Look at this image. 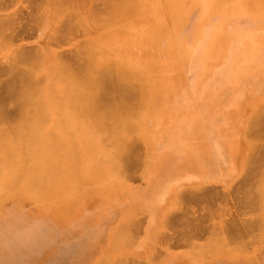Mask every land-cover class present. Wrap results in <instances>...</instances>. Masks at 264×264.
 I'll use <instances>...</instances> for the list:
<instances>
[{
    "label": "rangeland",
    "instance_id": "374dc122",
    "mask_svg": "<svg viewBox=\"0 0 264 264\" xmlns=\"http://www.w3.org/2000/svg\"><path fill=\"white\" fill-rule=\"evenodd\" d=\"M40 1L43 3L44 0H0V21L14 22L8 24L9 26L6 24V28L2 27L4 29L0 30V104H3L1 106L8 118L5 122L1 120L0 126L14 124L20 119V107L16 103L18 100L12 94L15 90L8 92V88H17V83H14L18 79L12 80V77H19L21 69L15 70L14 66L9 68L10 64L21 65L27 69L32 64L30 59L38 52L60 58L68 64H72L71 59L77 53L76 48L82 52L92 49V52L97 53V62L107 58L119 60L126 63L131 70L140 71L146 76L151 99L142 122V136L138 135L133 140L132 154L125 160L127 166L124 167V177L118 171L108 170L106 165H102L99 168L101 177H92L87 170L80 172L82 186L75 196L72 195L74 192L68 193L66 190L56 192L49 185L42 200L35 197L29 189L27 172L16 183L10 179L12 174L0 180V222L6 226L18 219L25 222L24 227L8 234L0 229V264H264V137L261 139L264 126L255 129L256 132L249 139L244 136L256 114L261 115L264 122V92L258 88L264 85V63L252 58L253 51L264 57V0H224L225 8L220 10L209 8L207 5L210 0H170L177 1L178 4L176 8L174 4V12L167 13L164 0H135L138 5L143 6L142 10L127 18H119L118 15L113 17L110 14L112 20L108 15L109 8L104 6L109 5V2L115 3L116 0H80L79 3L78 0H73L75 3L67 0L70 3L68 5L65 0H56V3L54 0H46L43 5ZM59 2L65 5L61 3L60 6ZM31 4L36 5L31 8ZM37 5L40 7H36ZM63 8L74 15L71 28L62 29L59 25V13ZM97 11L102 19L96 16ZM97 20L110 22L107 26L102 22L101 26ZM57 30L59 31L56 33ZM105 39V43L114 47L106 53L100 54L97 46L95 49V46L90 45ZM49 40L55 41L52 44ZM20 52L27 56L30 54L26 61L29 64L24 65L19 61L20 64L16 62L17 59L14 60L15 55ZM77 54L76 58H82V54ZM75 57L73 60H77ZM175 59L179 66L176 71L169 68L168 73L175 74L174 77L178 78L181 87L187 81L195 88L203 71L206 72L213 62L219 60L223 61L210 71L205 80L203 94L208 92L225 100L237 95L238 90L232 87L230 71L244 84L248 101L242 109L240 119L246 120L238 134L235 127L230 126L228 129L230 131L232 128L231 131L241 146L239 161L242 164L234 171L225 152L214 141L210 145L212 154L198 162L197 168L188 167L184 159L179 160V164L177 160L175 163L174 160H167V175L164 176L159 171L164 156L173 152L177 134L167 131L165 135L160 134L158 141V135L154 131L153 121L162 102L158 78L161 76L160 67L168 65L169 62L177 63ZM75 62L80 65L78 60L74 61L73 69L79 66H74ZM37 70L33 72L36 78L41 74ZM7 81L14 82L16 87L11 83L7 84ZM49 84V80L44 82V86ZM57 85L62 87L60 83ZM4 88L10 96L5 95L7 93ZM201 99V95L192 90L190 106L202 111L201 117L204 120L212 119L216 112L202 110L199 103ZM222 106L227 104L222 103ZM46 114L47 119L42 122L44 129L58 133L60 130L56 124L62 118H67L62 117L55 106L52 109L47 108ZM189 121L191 120L186 121L187 129L197 133ZM256 134L260 137H256ZM15 147L19 148L17 144ZM97 147L95 151L103 152H108L111 148L106 142ZM80 160L86 162L85 157H80ZM31 164L32 160H27L26 168ZM165 177L170 181L168 190L173 191V186L177 185H181V188L162 205L164 208L161 207L162 213L159 216L156 215L155 206L159 205V198L161 201L165 198V195L158 194ZM110 193L114 196L104 200ZM52 204H62L68 213L79 209V214L87 213L96 220L103 218L110 232L108 231L101 249L93 254L82 252L88 239L80 229L64 235L43 232L33 236L32 227L36 220L41 223L40 226H48L53 230L54 225L50 222L47 225L44 218L47 208H53ZM124 216L131 220H124ZM79 217L80 215L73 214L69 220L78 221ZM121 226L129 228L133 236L129 242L123 239V242L130 243V247L110 254L107 248L118 238L114 231ZM233 229L237 231H232ZM118 239L122 241L121 238ZM47 241L51 244L46 245ZM126 242L122 246L125 247ZM179 258L185 259L187 263Z\"/></svg>",
    "mask_w": 264,
    "mask_h": 264
},
{
    "label": "bare ground",
    "instance_id": "6f19581e",
    "mask_svg": "<svg viewBox=\"0 0 264 264\" xmlns=\"http://www.w3.org/2000/svg\"><path fill=\"white\" fill-rule=\"evenodd\" d=\"M45 1L46 0H44L43 3ZM55 1L56 0H54V2ZM66 1L67 0H65L64 2L67 3ZM79 1L80 0H78V3ZM73 2L75 3V1ZM164 2L165 13L174 12V4L176 8L178 2H171L170 0H164ZM43 3L41 5H43ZM61 3L64 4L63 2ZM61 3L59 2V5ZM110 3L111 2H109V5ZM32 5L34 6L36 4H31V8ZM104 5H107V3ZM109 5L104 7H106V9L109 8L110 12L108 15L110 16L111 20L112 15L113 17L114 15H118L119 18H127L135 12H138L140 9L142 10L143 8V6L138 5L135 0H116L115 3H111V5ZM38 6L40 7V5H37L36 7ZM81 6L79 5V7ZM207 6L215 10H220L225 8V3L224 0H210ZM98 12L99 11H97V15H95L99 17L100 15H98ZM106 12L104 13L105 15ZM101 14L103 13L101 12ZM59 15L61 16L59 25L62 29L73 27L71 19L74 15L72 12H70L68 9L63 8L60 11ZM10 21L11 20L5 22H3V20L0 21V30L2 31L4 29L2 27H5L6 24L7 26H9L10 24L14 23H12V21L10 23ZM97 22L98 24L101 23L100 25L102 26V22L104 21L97 20ZM104 23L103 24L107 26L108 23L106 21ZM66 29L65 31H67ZM58 31L59 30H57L56 33ZM74 32L75 31H72V33ZM74 34H76V32ZM55 35L57 36V34ZM56 36L53 37L55 40ZM55 40H49V43H52V41ZM105 41L106 39L102 40L101 42H93L90 45L91 47L95 46V49L97 46V49H100V51L98 52H100V54H103L114 48L105 43ZM88 44L86 43V45ZM76 50L77 53L82 54V58L79 56L77 57H79L80 59L76 58V52L74 53L75 56L73 54L71 55H73L78 60V62H80L79 60H81V62L83 63V65H81L80 62V66L77 62H75L76 65L74 64V66L79 65V68H75L76 70L73 69V62L77 60H73V56V59H71L73 62L69 58L72 64H68L67 61V63L63 60L61 61L60 58L58 59L56 57H53L52 55H41L39 54V52L36 55H33L34 57L31 54L32 59H30L29 62H31L32 64L30 63L31 65H28L29 68L26 66L27 69H24L23 67H21V65L15 66L11 63V67L9 68H13L12 66H14L16 68H14L15 70L21 69L19 72V77L17 78L16 76H13V74H11L14 71L12 69H9L10 71L12 70V72H9L10 75L13 76H11L12 80L13 78H15V80L18 79V82H13L14 84L17 83L18 86L14 89V87H12L14 84L10 82L13 89L8 88V90H10L8 91L6 90V88L8 87H6V85L10 83L7 81L8 83L5 85L6 88H4L5 93H7L6 91L12 92L13 90H15V93L12 94H15L18 100L16 103H18L20 107V119L14 124L0 126V180L6 178L8 174H12L13 177L10 175V179H12L13 182L16 183L27 172L26 174L28 175L27 177L29 179L28 187L34 193L35 197L41 200L45 197V190L49 185L54 188L56 192L66 190L68 191V193L74 192L72 195L75 196L78 191H80V187L82 186L81 178L79 175L80 172L87 170L91 173L90 175L92 177L96 175H99V177H101V175L99 174V168L102 165H106L108 167V170L118 171L120 175L124 177L126 174L124 167L126 168L127 166V164H125V160L127 156L132 154L131 152L133 147V140H135L136 136L141 135L143 118L146 114L147 105L150 103L151 99V91L149 89L146 76L142 72L131 70L126 63L115 59L107 58L102 62H97V53L92 52V49H89V51H87L86 49V52L84 51V49V52H82L80 49L78 51V48H76ZM256 53V51H253L254 56H252V58L259 59L264 63V57L262 55H257ZM29 55L27 56L26 54L20 52V54L15 55L16 57L14 58V60L17 59L16 62L21 61L22 63H24V65H27L29 64V62H26L27 59L30 58ZM222 61L223 60L213 62L212 66L209 67L206 72L203 71V73L199 77V83L195 88H192V84L189 85L187 81L186 84L181 87L179 85L178 78L174 77L175 74H173L172 72L170 74L168 73L169 68H173L174 71H176V69L178 68L179 63L178 61H176V59L175 62L177 63L169 62L168 65L160 67L161 76L160 78H158V84L160 88L159 94L162 97V102L157 116L153 121L154 131L158 135V141L160 140L161 135L163 133L165 135L167 131H173L175 134H177L176 140L173 145V152L165 155L162 159V168L159 171L163 172L164 176L167 175V160H174V163L175 160H177V163L179 164L178 161L184 159L188 167L197 168L198 162H201L206 157H210V155L212 154L210 148L212 141L215 142V144L221 149V151L225 152L227 160H229V162L232 164L233 171L242 164L241 161H239L241 146L237 143L234 132L231 130L233 127H235L237 130L236 134H238L239 130L243 128L244 122L246 120V118L242 120L240 119L242 109L248 101L246 100L247 93L244 84L239 81L240 78L234 77L232 71H230L229 76L232 79V87L236 89V91L238 90V94L235 93L237 95H235L231 99L225 100L222 99L221 96H215L208 92L203 94L205 80L208 74L215 68V66H217ZM21 62L19 63L21 64ZM188 68L189 67L187 66V72ZM35 69H38L37 71L41 72L40 76H38L37 78L33 74ZM262 76H264V73L262 74ZM11 77L8 78L11 80ZM46 80H49L50 84L44 86V82ZM58 83L62 84V87H57ZM258 88L261 89L260 91L264 92V85ZM192 90L197 91L198 94L201 95L202 99L201 101H199V103L202 110L208 112H216L215 116H213L212 119L204 120L201 117L202 111H200L197 107L190 106V97ZM5 95L10 96L8 95V93ZM222 103L227 104V106H222ZM1 105L3 106V104H0V121H6L8 119L6 116L7 114L5 113V110ZM53 106L58 109V112L62 117L67 118L66 120L62 118V121L60 123L58 121L59 124H56L60 130V133L46 131L42 123L47 116L46 109L49 107H51L52 109ZM262 116L264 115L262 114ZM74 118L76 120H74ZM187 119L191 120L188 123H191L193 125V128L197 131V133H195L194 131H189L187 129ZM230 126L232 128L229 131L228 129ZM263 126V117H261V115L259 114H256L251 120L250 129L244 134V136L246 137V139H249L250 135H253L255 129H261ZM260 131L258 132L260 133ZM262 134L263 136L261 135V139L264 137V131L262 132ZM257 136L258 135L256 134V137ZM256 137L254 138L256 139ZM258 137H260V135ZM104 142L110 145V150L108 152L95 151L96 148L98 149L97 146H99V144L101 143L104 144ZM16 144L19 146V148L15 147ZM255 147H258V145ZM252 155L251 158H253L254 156ZM80 157H85L86 162L83 163L80 160ZM258 157L259 156H257V159ZM251 158L249 160H251ZM29 159L32 160V164L26 168V163ZM253 160L255 161V159ZM117 161H119V164H117ZM121 161L123 162L121 163ZM178 164L176 165L179 166ZM255 166L257 167L256 164ZM162 180V186L158 194L165 195V198L162 201L159 198V201H157V204L159 205L155 206L156 215L159 214V216L162 213H160V211L162 210V208H164V206L162 207V205H165V202L170 199V196L179 191V189L181 188V185H177V187L173 186V188L175 189L173 190L171 188L173 191H170L168 190V184L170 181L166 177ZM244 181L250 183L249 180L244 179ZM101 185L103 186V184ZM110 194L106 195L103 199L107 200L114 196ZM182 194L180 198H182ZM71 198L72 197H70V199ZM197 200L199 201V199ZM250 201H252V198L250 199ZM79 212L80 210L78 209V211L68 213L67 211H65V207L62 204H55L53 205L52 209L48 207L44 218L47 222V225H50V223L54 225V227L52 226L53 230H51L48 226H40L41 223L36 220V222L33 223L32 227L33 236H37L38 234L43 232H48L49 234L55 233V235H64L76 232L80 229L79 231L83 232L88 239L86 245L82 249V252L86 251L90 254L98 252L102 247V243L106 240L105 238L108 236L107 234L109 229L106 226V221L103 220V218L96 220L88 216L87 213L79 214ZM73 214L80 215L78 221L69 220V218ZM131 215L130 217H132ZM128 216H124V220H131ZM24 224L25 222L23 221V219L14 220L10 226H6L4 223L0 222V229L8 234L13 230L21 229L22 227H24ZM234 230L236 229H233L232 231ZM114 235H118L117 237L121 238L122 241H120V239L118 238L112 241V243L107 248V251L110 252V254L112 252L126 250L130 247V243L128 242L133 238V236L131 235L129 228H122L121 226V228H118L117 231H114ZM123 239L128 242H123ZM125 242L126 246L124 247L122 245H125ZM50 244L51 242H46V245ZM179 259L186 262V260L183 258ZM106 261H108V259ZM105 264L115 263L107 262Z\"/></svg>",
    "mask_w": 264,
    "mask_h": 264
}]
</instances>
